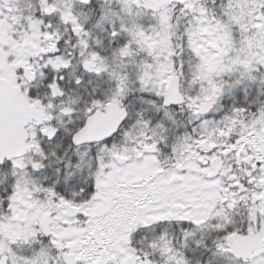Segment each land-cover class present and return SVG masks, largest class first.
Returning <instances> with one entry per match:
<instances>
[{"label":"trees","instance_id":"trees-1","mask_svg":"<svg viewBox=\"0 0 264 264\" xmlns=\"http://www.w3.org/2000/svg\"><path fill=\"white\" fill-rule=\"evenodd\" d=\"M246 2L194 0L190 4L187 0L168 7L165 19V12H157L141 0H11L13 6L5 13L16 26L14 30L58 35L61 56L66 61L65 68L44 74L47 80L40 78L30 91V98L35 101L67 100L63 105L67 113L61 119L68 128L60 129L53 142L41 140L39 164L49 174L37 175L38 181L63 196L89 198L91 178L85 170L96 160L78 155L81 151L72 146L71 138L98 106H107L110 98L114 102L116 95L123 97L121 102L129 111V119L122 132L110 141H125L122 134L133 123L138 127L132 133L130 130L131 141H145L150 129L160 146V141L175 144L181 136L201 137L208 133H215L217 141L219 136L226 138V132L231 141H241L243 134L264 140V62L250 72L235 63L209 69L200 63L195 47L199 31L206 27L230 41L229 50H241L244 44L238 32H246L249 27L239 21ZM66 13L82 30L77 38L72 34V23L64 19ZM257 16L264 20V0ZM156 38H165L163 53L147 45ZM127 46L132 49L126 51ZM98 61L104 67L100 68ZM164 72H179L183 90L189 86L191 96L199 95L200 87L220 85L218 95L202 111L200 120L194 118L196 109L191 104L181 109H162L164 87L157 88L156 81ZM54 83L61 95L52 101L49 89ZM207 122H211L210 126ZM62 131L67 135H62ZM262 165L264 162H259V169ZM19 177L20 170L14 171L11 164L0 168L3 215L10 209ZM251 186L253 194L258 186ZM247 200L243 203L239 199V209L231 206L221 221L208 218L203 223H192L169 219L145 225L138 217L128 232L131 255L126 264H241L230 254L228 237L250 232L254 226L249 219L251 206L255 205L253 195H248ZM230 216L232 223L228 221ZM76 217L82 219L81 215ZM41 241L47 248L45 240ZM37 250L19 242L13 247L17 253ZM50 252L56 250L50 248Z\"/></svg>","mask_w":264,"mask_h":264},{"label":"rangeland","instance_id":"rangeland-1","mask_svg":"<svg viewBox=\"0 0 264 264\" xmlns=\"http://www.w3.org/2000/svg\"><path fill=\"white\" fill-rule=\"evenodd\" d=\"M193 1L188 0V3ZM262 4L263 0L246 2V9L239 21L249 27L246 32H238L244 44L241 50H229L230 41L202 27L195 42L201 58L200 63L209 69L224 68L226 63H235L237 67L249 72L256 64L263 63L264 24L259 22L260 17L257 16ZM4 6L0 2V78L9 80L21 88L30 104H35L37 102L30 98V83L35 86L44 74L56 70L55 62L61 63L59 61L63 59L56 56L49 62H38L40 55L44 58V53L55 46L50 44L52 36H39L37 33L31 35L21 28L15 31L16 26L11 23ZM11 6L13 5L8 8ZM166 15V12L163 13L165 19ZM14 21L17 22L18 18ZM16 33L23 38L22 43L16 42ZM164 40L152 39L147 45L163 53L165 49L161 50V46ZM211 47L215 51L211 50ZM130 48L132 49V46H127L125 50ZM230 54L232 56H229ZM30 58L34 60L30 61ZM98 65L100 68L104 67L101 61H98ZM45 67L48 69L45 70ZM24 72H27V77ZM173 75H177L182 81L179 72L159 74L156 84L157 88L164 87L162 94L165 95ZM44 80H47V76ZM225 83L227 85V81ZM55 86L58 87L57 84ZM181 90L187 101L185 106L191 104L195 107L194 118L198 121L202 111L218 95L220 85L200 87L197 96L189 94V86H186V90H183V87ZM122 99L123 97L118 95L114 97L117 102ZM108 101H112V98ZM66 102L65 97L58 103L44 102L48 110L47 124L43 129H31L33 141L30 145V155L21 162L18 161L16 166H12L14 171L20 170V177L16 189L14 188L7 215L0 212V261L6 257L8 264H126L131 255L127 247L128 232L137 217L148 225L170 217L202 221L210 218L221 221L231 206L239 209V199L243 203L247 202L248 195L259 199L256 205L251 206L249 219L254 224L250 228L251 232L261 231L262 227L259 235L264 236V191L259 189V194H251L252 187L247 185L254 177L248 178L242 169L239 172L238 168L229 165L227 161L217 179L208 178L211 171L204 168L203 164L212 162L210 146L216 153L222 154L223 150L217 138L211 135L208 137L210 140L181 136L175 144L174 141H160V157H144L139 160L136 153L134 154L137 145H133L137 141L131 143L129 136L134 132V128L138 127L137 123H133L125 130V141L120 142L127 146L120 151L119 148L111 146L79 149L81 153L78 155L82 158L88 155L87 159L96 160L87 165L85 170L91 178L89 198L85 196L83 199H72L55 192L50 186L42 185L38 181L39 175L49 172L39 164L42 154L40 155L41 140L38 137L40 134L46 137L53 129L68 128L61 119L62 115L67 113L63 108ZM210 123L207 122L209 126ZM148 130L145 141L149 140L151 144L157 142L154 141L155 136L151 134V130ZM236 133L240 137L239 132ZM61 134L65 136L67 132L62 131ZM61 139L60 137L58 141ZM250 143L255 145L256 155H259V161L263 162L264 141L261 139L259 144H255V141H245V146ZM117 149L120 159L129 161L126 166H120L118 160H110V155L118 153ZM37 175L39 177H36ZM242 179H245L244 182ZM234 186L237 189L232 188ZM76 215H81L82 219ZM228 221L233 222L231 216ZM97 232L100 233L99 240L95 238ZM41 240H45L47 248L42 245ZM16 242L38 250L35 253H17L13 251ZM50 248L56 250V253H51ZM25 253L29 255L24 257ZM251 264H264V258Z\"/></svg>","mask_w":264,"mask_h":264},{"label":"water","instance_id":"water-1","mask_svg":"<svg viewBox=\"0 0 264 264\" xmlns=\"http://www.w3.org/2000/svg\"><path fill=\"white\" fill-rule=\"evenodd\" d=\"M143 1L160 9L171 4L173 0ZM56 91V89L53 91L54 96ZM183 103L184 101L179 91V80L174 77L168 88L167 100L164 106H180ZM127 118L126 109L113 104L107 109L106 113L99 111L87 119L85 127L74 136L72 143L74 146L80 147L110 140L118 133ZM44 119L45 111L41 105L35 107L27 105L19 89L14 88L11 83L0 79V166L3 165L5 160L11 161L27 154V142L30 138L27 128L30 125L41 127ZM55 134L56 132L50 138L54 137ZM155 152V148L147 150V153ZM215 165L219 167L221 162H217ZM231 242L234 245V254L244 262L253 260L260 255V252L254 254L258 249V240H253L250 236H235ZM260 248L261 245H259ZM1 264H5V260Z\"/></svg>","mask_w":264,"mask_h":264},{"label":"flooded vegetation","instance_id":"flooded-vegetation-1","mask_svg":"<svg viewBox=\"0 0 264 264\" xmlns=\"http://www.w3.org/2000/svg\"><path fill=\"white\" fill-rule=\"evenodd\" d=\"M145 147L144 146H139V150H143ZM141 157V156H140ZM116 159H118V157H116ZM210 165V163L208 164V166Z\"/></svg>","mask_w":264,"mask_h":264}]
</instances>
